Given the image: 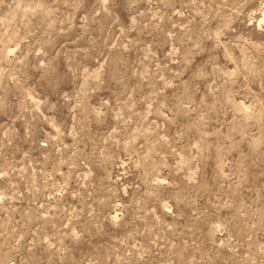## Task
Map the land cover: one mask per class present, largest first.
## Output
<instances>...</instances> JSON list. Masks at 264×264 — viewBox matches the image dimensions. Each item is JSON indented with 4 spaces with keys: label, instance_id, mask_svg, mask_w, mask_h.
Segmentation results:
<instances>
[{
    "label": "rangeland",
    "instance_id": "obj_1",
    "mask_svg": "<svg viewBox=\"0 0 264 264\" xmlns=\"http://www.w3.org/2000/svg\"><path fill=\"white\" fill-rule=\"evenodd\" d=\"M263 12L0 0V264H264Z\"/></svg>",
    "mask_w": 264,
    "mask_h": 264
},
{
    "label": "bare ground",
    "instance_id": "obj_2",
    "mask_svg": "<svg viewBox=\"0 0 264 264\" xmlns=\"http://www.w3.org/2000/svg\"><path fill=\"white\" fill-rule=\"evenodd\" d=\"M262 18H260V20H259V23H264V12L262 13V16H261ZM258 23V24H259Z\"/></svg>",
    "mask_w": 264,
    "mask_h": 264
}]
</instances>
